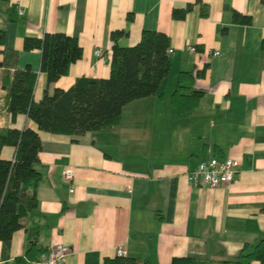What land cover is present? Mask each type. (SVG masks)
<instances>
[{
  "label": "crops",
  "instance_id": "0c3cea01",
  "mask_svg": "<svg viewBox=\"0 0 264 264\" xmlns=\"http://www.w3.org/2000/svg\"><path fill=\"white\" fill-rule=\"evenodd\" d=\"M187 4L183 17L173 16ZM232 11L251 23L233 22ZM0 30V61H9L0 66V127H29L41 139L33 164L40 176L37 207L0 240V264H31L50 243L70 248L65 264H102L119 246L137 264H170L182 256L235 264L243 247L264 236V0H0ZM114 30L127 33L118 40L122 47L136 44L143 30L162 32L173 52L157 93L127 103L113 130L51 133L26 114L7 111L5 71L30 66L35 101L47 84L40 51L24 50L25 36L61 32L82 47L67 74L48 85L51 92L80 77L107 78ZM9 50L17 55L7 58ZM180 71H192L193 87L204 92L184 117L170 101ZM14 155V146H2V159ZM211 157L239 161L228 186L189 180ZM70 167L74 178L65 181L62 170Z\"/></svg>",
  "mask_w": 264,
  "mask_h": 264
},
{
  "label": "trees",
  "instance_id": "16d2710c",
  "mask_svg": "<svg viewBox=\"0 0 264 264\" xmlns=\"http://www.w3.org/2000/svg\"><path fill=\"white\" fill-rule=\"evenodd\" d=\"M191 7L187 4L185 9L174 10L173 16L183 17ZM201 7V14L206 15L208 9ZM232 20L244 25L251 23L250 16L237 11H232ZM126 34L124 30H114L110 34L112 53L107 78L80 77L68 89L54 88L51 92L48 85L67 74L70 64L82 57V47L77 37L61 32H45L41 37L25 36L23 49L40 51V70L45 73L47 84L41 99L35 101L36 73L30 66L5 71L2 84L7 90V111L12 116L24 113L39 130L51 133L81 135L88 131L113 130L120 122L123 107L133 100L156 94L170 70L167 53L170 39L166 34L143 30L136 44L122 47L118 40ZM4 39V32L0 30V45ZM6 54L7 58H14L17 52L9 50ZM8 63L5 59L0 61V66L6 67ZM197 74L202 75V72ZM193 84L192 71L178 73L170 101L180 117L191 115L203 96V90ZM4 145L14 146L15 155L13 160L0 157L1 241L8 240L15 230L20 229L22 219L37 207L36 189L40 176L33 164L39 161L41 139L39 133L29 127H0V150ZM27 190L30 191L28 194L25 193ZM247 247L249 251H246ZM33 250L32 245L25 256H31ZM234 262L264 264V236L255 244L243 247ZM102 264L137 263L116 255L104 258ZM170 264H202V260L190 256L173 257Z\"/></svg>",
  "mask_w": 264,
  "mask_h": 264
},
{
  "label": "built area",
  "instance_id": "2783aa9c",
  "mask_svg": "<svg viewBox=\"0 0 264 264\" xmlns=\"http://www.w3.org/2000/svg\"><path fill=\"white\" fill-rule=\"evenodd\" d=\"M19 16L24 14L22 9L17 11ZM190 51H195L194 46H189ZM173 52L171 47H168L167 53L170 55ZM214 54H219L217 51ZM96 56H102L100 49L95 50ZM239 161L231 157H211L208 160L200 161L196 168L189 172V180L193 185H204L209 188L218 186H228L231 184L238 172ZM65 181H72L74 178L73 168H65L61 173ZM70 192H73L71 187ZM70 248L61 243H50L46 249L41 252L31 264H65V258L68 255ZM116 255H123V248L119 246L116 249Z\"/></svg>",
  "mask_w": 264,
  "mask_h": 264
}]
</instances>
